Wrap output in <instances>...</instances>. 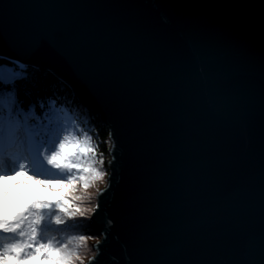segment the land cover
<instances>
[{
	"label": "water",
	"instance_id": "95a60500",
	"mask_svg": "<svg viewBox=\"0 0 264 264\" xmlns=\"http://www.w3.org/2000/svg\"><path fill=\"white\" fill-rule=\"evenodd\" d=\"M0 57L110 132L85 264H262L264 0H0Z\"/></svg>",
	"mask_w": 264,
	"mask_h": 264
},
{
	"label": "snow or ice",
	"instance_id": "6c2138e0",
	"mask_svg": "<svg viewBox=\"0 0 264 264\" xmlns=\"http://www.w3.org/2000/svg\"><path fill=\"white\" fill-rule=\"evenodd\" d=\"M26 68V64L12 57H8L7 62H0V178L6 188L13 184L20 186L11 202H5L4 214L10 217L8 223L14 225L26 217L34 215L35 218V223L30 225L36 233L35 241L30 242L31 247L18 242L13 230H0V262L11 258L18 264L29 257L39 260L47 253L64 255L61 249L48 243L45 236V224L51 223L53 215L56 223L52 227L61 231L69 224L60 222L65 215L72 216L73 221L82 218L90 223L101 211L99 198L95 209H89L90 217L81 214L82 210L72 201L71 193L77 184L76 177L69 170L81 167L76 159L78 154L88 153L86 166L94 179L101 180L107 175L97 167L104 161L97 159L96 147L90 139L69 134V126L63 123L60 111L65 105L55 95L38 98L27 109L24 107L20 100L19 81L27 77L23 71ZM112 134L115 139L114 129ZM114 160L112 175L115 174ZM50 169L62 174L48 175ZM107 183L108 188L100 191V196L111 188L112 180ZM108 223L114 221L109 219ZM80 235L96 239L102 234L89 231ZM96 251V260H99L103 255L102 245H96Z\"/></svg>",
	"mask_w": 264,
	"mask_h": 264
},
{
	"label": "trees",
	"instance_id": "16d2710c",
	"mask_svg": "<svg viewBox=\"0 0 264 264\" xmlns=\"http://www.w3.org/2000/svg\"><path fill=\"white\" fill-rule=\"evenodd\" d=\"M0 62H7V59L0 57ZM23 71L27 73V77L19 81V85L20 100L23 101L24 107L27 109L28 106L38 98H47L55 95L57 100L65 105L60 111L63 123L66 126H69V134L78 135L81 138L88 137L90 139V142L96 147L97 155L102 157V160L104 161L102 168L107 173L108 162L110 159V132L102 124L97 113L92 111V109L79 98L76 99L77 96L74 94V88L70 87L67 82L62 78L60 79L57 77L50 70L48 71L40 67H29ZM53 106L58 107L57 105ZM76 170H78V168L74 171L71 169L69 171H72V175L75 176L74 172ZM57 171L58 170H56V172ZM47 174L50 175L49 173ZM14 191L15 190L11 188V192ZM82 200H84V203L88 201L86 198H83ZM85 204H88V202ZM81 214L89 217L91 216L90 211L87 212L82 210ZM72 219V216L65 215L60 222L69 224L64 230L56 231L55 226L52 227V225L56 223V216L53 215L51 217V223L45 224V236L48 243L63 251L65 248L68 249L67 251L69 252L71 250L75 257L93 253L94 243L90 241L91 237L84 238L80 235L85 232L93 231L90 225L91 222H85L82 218H77L75 221ZM33 223H35L33 216L25 218L23 226L15 232L18 242L26 241L27 237L36 239V233L30 228V225ZM55 254L60 255L59 253ZM90 254L87 257H91Z\"/></svg>",
	"mask_w": 264,
	"mask_h": 264
},
{
	"label": "rangeland",
	"instance_id": "374dc122",
	"mask_svg": "<svg viewBox=\"0 0 264 264\" xmlns=\"http://www.w3.org/2000/svg\"><path fill=\"white\" fill-rule=\"evenodd\" d=\"M77 161L78 163L81 164V167L78 168L74 172V175L76 177V184L77 187L73 193H71V198L73 203L77 205L78 209L85 210L89 212V209L94 210L95 209V203L97 200L96 195L98 194L100 187L102 188L106 182L107 175L103 177L101 180H97L93 178V174L89 171V169L86 166L87 161L89 160V155L88 153L81 152L77 156ZM97 159H102L100 155H97ZM97 167H99L102 171L104 169L102 168V164H98ZM77 169V168H76ZM48 172L50 175H60L59 171L56 172L55 169H50ZM11 183V182H10ZM19 185H9L7 188L5 187L3 183V178H0V213L4 214V208H5V202L8 201L9 203L11 202L14 194L19 190ZM11 188H13L15 191L11 192ZM83 198H86L88 201V204L84 203ZM2 211V212H1ZM39 210H37L38 212ZM0 214V230H13L15 227H17V231L23 226L25 219L21 220L18 224L14 225L11 223H8V220L10 217L5 216V214ZM34 217V215H33ZM35 219V218H34ZM16 231V232H17ZM98 238L92 239L93 243L96 242ZM35 239L27 237V240L24 241L25 243L29 244L31 246L32 241ZM27 250V249H26ZM68 249L62 250L64 253L63 256L55 254V253H47L45 256L39 260H34L31 257L29 259L19 262V264H85V260L87 256L90 254H86L85 256H74V253L72 254V251L70 250L67 251ZM91 253L90 255H93ZM90 257V256H89ZM0 264H18L17 261L14 259L9 258L6 261L0 262Z\"/></svg>",
	"mask_w": 264,
	"mask_h": 264
},
{
	"label": "clouds",
	"instance_id": "9594fccd",
	"mask_svg": "<svg viewBox=\"0 0 264 264\" xmlns=\"http://www.w3.org/2000/svg\"><path fill=\"white\" fill-rule=\"evenodd\" d=\"M21 179H24L23 177H21ZM93 259H94V257H93Z\"/></svg>",
	"mask_w": 264,
	"mask_h": 264
},
{
	"label": "bare ground",
	"instance_id": "6f19581e",
	"mask_svg": "<svg viewBox=\"0 0 264 264\" xmlns=\"http://www.w3.org/2000/svg\"><path fill=\"white\" fill-rule=\"evenodd\" d=\"M2 212V211H1ZM0 214H3V213H0ZM4 215V214H3Z\"/></svg>",
	"mask_w": 264,
	"mask_h": 264
}]
</instances>
